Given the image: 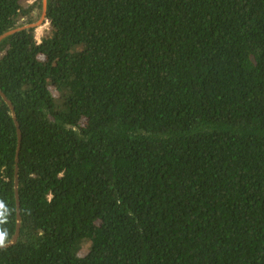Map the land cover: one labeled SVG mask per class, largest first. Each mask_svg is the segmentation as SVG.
<instances>
[{
  "label": "trees",
  "instance_id": "trees-1",
  "mask_svg": "<svg viewBox=\"0 0 264 264\" xmlns=\"http://www.w3.org/2000/svg\"><path fill=\"white\" fill-rule=\"evenodd\" d=\"M43 3L0 0V35ZM46 13L0 41L22 133L0 264H264V0ZM18 144L0 95L4 243Z\"/></svg>",
  "mask_w": 264,
  "mask_h": 264
},
{
  "label": "water",
  "instance_id": "water-1",
  "mask_svg": "<svg viewBox=\"0 0 264 264\" xmlns=\"http://www.w3.org/2000/svg\"><path fill=\"white\" fill-rule=\"evenodd\" d=\"M46 10H47V0H44L43 12H42L41 17L38 21H36L34 23L27 24L25 26H21L18 28L11 29V30L3 33L2 35H0V41L2 39H4L6 36L16 32L20 29H23L25 27L38 28L39 26L43 25L46 21V15H47ZM0 95L4 98V100L6 101V103L8 104V106L11 109V113L13 115V118H14L15 123H16L17 128H18V136H19V144H18L17 155H16L17 164H16V171H15V191H16V199H17V208H18L17 228H16V232H15L14 236L12 237L11 241L4 243L2 246H0V248H2V247H7V246H10L12 244H15L18 241V238L20 235L22 218H21V214H20V200H19V165H18V161H19V152H20V148H21L22 133H21L19 122L17 120V116L15 113V107H14L12 101L6 96V94L2 91L1 88H0Z\"/></svg>",
  "mask_w": 264,
  "mask_h": 264
},
{
  "label": "rangeland",
  "instance_id": "rangeland-1",
  "mask_svg": "<svg viewBox=\"0 0 264 264\" xmlns=\"http://www.w3.org/2000/svg\"><path fill=\"white\" fill-rule=\"evenodd\" d=\"M42 12H43V9L41 10V9H39V8H37V9H35V10L33 11V15L36 17V19H35L34 22H36V21H38V20L40 19ZM25 19H26V18H23V19L21 20V22L23 23V22L25 21ZM34 22H33V23H34ZM47 26H48V22L45 21V23H44L43 25L39 26V27L36 29V30H37V38H38V39H40L42 33L44 32V29H45Z\"/></svg>",
  "mask_w": 264,
  "mask_h": 264
},
{
  "label": "clouds",
  "instance_id": "clouds-1",
  "mask_svg": "<svg viewBox=\"0 0 264 264\" xmlns=\"http://www.w3.org/2000/svg\"><path fill=\"white\" fill-rule=\"evenodd\" d=\"M5 240V234L3 232H0V246L4 244Z\"/></svg>",
  "mask_w": 264,
  "mask_h": 264
}]
</instances>
